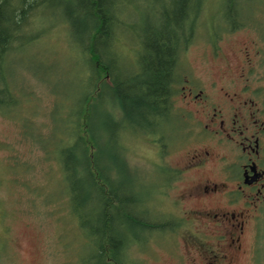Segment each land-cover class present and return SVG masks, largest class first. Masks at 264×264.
<instances>
[{
  "label": "trees",
  "instance_id": "1",
  "mask_svg": "<svg viewBox=\"0 0 264 264\" xmlns=\"http://www.w3.org/2000/svg\"><path fill=\"white\" fill-rule=\"evenodd\" d=\"M234 2L225 0L222 17L230 15ZM207 5L206 0H0L1 84L10 56L52 30L80 57L82 91L58 161L69 209L93 246L94 264H133L128 247L176 229L177 220L142 204L128 175L122 137L149 135L160 148L168 145L162 131L166 124L174 132L178 128L172 96L181 55ZM5 92L0 88V95ZM12 93L17 95L13 88ZM110 150L115 175L108 167Z\"/></svg>",
  "mask_w": 264,
  "mask_h": 264
},
{
  "label": "rangeland",
  "instance_id": "2",
  "mask_svg": "<svg viewBox=\"0 0 264 264\" xmlns=\"http://www.w3.org/2000/svg\"><path fill=\"white\" fill-rule=\"evenodd\" d=\"M206 1L193 38L195 46L188 51L191 42L181 55L184 68L199 60V42L211 35L207 22L222 23L225 0ZM241 1L247 8L248 0ZM254 1L261 2L255 16L264 17V0ZM79 60L69 42L52 30L46 39L12 54L6 64L5 81L0 83L6 89L0 95V264L95 263L93 246L69 209L58 161L59 148L70 135L74 103L82 91ZM19 99L21 105L15 104ZM173 112L178 128L174 132L172 124L163 127L162 133L169 138L163 149L153 136L129 133L122 137L128 175L135 180L142 204L161 218L183 212L177 202L176 184L180 182L167 180L164 172L172 170L188 148L182 144L185 124L178 117L177 105ZM99 144L107 147L102 139ZM110 163L115 175V162ZM260 222L255 260L240 264H264V218ZM173 231L154 233L144 245L129 247L130 260L133 264H189L182 235Z\"/></svg>",
  "mask_w": 264,
  "mask_h": 264
},
{
  "label": "flooded vegetation",
  "instance_id": "3",
  "mask_svg": "<svg viewBox=\"0 0 264 264\" xmlns=\"http://www.w3.org/2000/svg\"><path fill=\"white\" fill-rule=\"evenodd\" d=\"M248 2L235 0L221 24L207 25L199 60L179 64L173 85L188 148L169 174L180 182L183 212L173 218L189 264L255 260L264 218V17L254 13L261 2Z\"/></svg>",
  "mask_w": 264,
  "mask_h": 264
}]
</instances>
